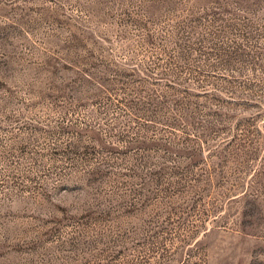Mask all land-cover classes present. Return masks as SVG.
<instances>
[{
	"label": "rangeland",
	"instance_id": "1",
	"mask_svg": "<svg viewBox=\"0 0 264 264\" xmlns=\"http://www.w3.org/2000/svg\"><path fill=\"white\" fill-rule=\"evenodd\" d=\"M0 264H264V0H0Z\"/></svg>",
	"mask_w": 264,
	"mask_h": 264
}]
</instances>
